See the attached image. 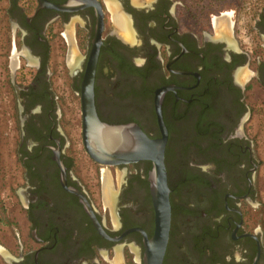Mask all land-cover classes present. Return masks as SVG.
Listing matches in <instances>:
<instances>
[{
	"label": "flooded vegetation",
	"instance_id": "flooded-vegetation-1",
	"mask_svg": "<svg viewBox=\"0 0 264 264\" xmlns=\"http://www.w3.org/2000/svg\"><path fill=\"white\" fill-rule=\"evenodd\" d=\"M2 17L16 139L0 264H149L152 163L89 158L90 181L70 151L62 100L82 127L92 69L102 123L166 132L161 264H264V0H5Z\"/></svg>",
	"mask_w": 264,
	"mask_h": 264
},
{
	"label": "water",
	"instance_id": "water-1",
	"mask_svg": "<svg viewBox=\"0 0 264 264\" xmlns=\"http://www.w3.org/2000/svg\"><path fill=\"white\" fill-rule=\"evenodd\" d=\"M93 69L82 82L83 148L88 157L104 167L148 160L152 163L149 174L151 196L155 211V231L147 246L149 264H161L170 225V205L164 166L166 132L162 138L150 140L136 125H108L102 123L95 111Z\"/></svg>",
	"mask_w": 264,
	"mask_h": 264
},
{
	"label": "rangeland",
	"instance_id": "rangeland-1",
	"mask_svg": "<svg viewBox=\"0 0 264 264\" xmlns=\"http://www.w3.org/2000/svg\"><path fill=\"white\" fill-rule=\"evenodd\" d=\"M5 0H0V196L1 192H7V182L13 173L14 166V143L16 139L15 116L12 107V91L7 75V65L9 63L8 53V33L7 24L2 17ZM65 80L66 79H61ZM57 79H55V82ZM58 83V81H57ZM58 89V88H57ZM63 89V88H61ZM61 93L60 88L58 89ZM67 98L62 100V110L64 114V124L71 143L70 151L74 153L77 162V171L85 178L91 177L96 172L95 166L89 160L81 143V124L78 97L69 92ZM66 99V100H65ZM258 152L262 158L258 177V201L259 207V229L263 233L264 242V132L261 133ZM101 173V172H100ZM103 174V173H102ZM104 184V183H103ZM104 188V185H103ZM12 197V196H11Z\"/></svg>",
	"mask_w": 264,
	"mask_h": 264
}]
</instances>
